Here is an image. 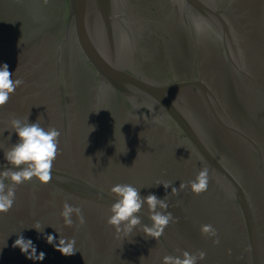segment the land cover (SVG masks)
Listing matches in <instances>:
<instances>
[{"label":"water","instance_id":"95a60500","mask_svg":"<svg viewBox=\"0 0 264 264\" xmlns=\"http://www.w3.org/2000/svg\"><path fill=\"white\" fill-rule=\"evenodd\" d=\"M5 63L23 83L0 106V171L14 118L61 135L49 183L17 186L0 213V264H162L183 251L264 264V0H0ZM203 168L207 191L180 188ZM116 184L166 199L174 220L158 240L107 223ZM65 202L83 222L64 224ZM139 215L151 225L147 204ZM20 233L43 261L12 247ZM48 234L74 238L75 254Z\"/></svg>","mask_w":264,"mask_h":264},{"label":"clouds","instance_id":"9594fccd","mask_svg":"<svg viewBox=\"0 0 264 264\" xmlns=\"http://www.w3.org/2000/svg\"><path fill=\"white\" fill-rule=\"evenodd\" d=\"M13 72L9 70L7 63L0 65V106L5 105L10 94H13L17 87L23 81L12 79ZM12 129L18 140L11 144V147L4 152V159L11 167H4L0 171V213H7L13 207L16 198V187L31 181L34 177L41 183L47 184L52 179L53 162L57 158L59 137L61 132L52 126L47 129L41 126L39 120L29 122L14 118L11 121ZM6 183V182H9ZM163 187H171L172 192L177 189L169 183L161 184ZM190 185L191 191L197 195L207 191L209 185V173L207 168L199 171L196 179L181 183L180 188ZM115 194V202L112 203L111 215L107 223L116 229L117 233L129 235L137 226L142 228L143 233L155 240H158L164 233V229L174 220L171 212L167 211L168 203L165 198H158L154 193L146 196L141 195V189L131 184H116L111 188ZM144 204H147L149 210V219L151 225L142 224L139 213ZM73 213L83 222L81 209L74 207L69 203L63 204L61 216L64 224L73 225ZM201 233L217 237L214 243H219L216 229L205 224L201 226ZM48 244L53 245L57 251L64 256L74 255L76 252V241L74 238L57 237L51 234L45 236ZM13 248H19L22 254L30 260L43 261L46 254L41 251L37 254V247L31 239H26L22 233L17 235V239L12 244ZM206 253L200 251L198 254H192L183 251L180 256L165 255L162 264H197L198 260H203Z\"/></svg>","mask_w":264,"mask_h":264}]
</instances>
